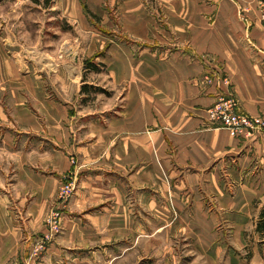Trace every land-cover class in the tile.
<instances>
[{"label":"crops","instance_id":"obj_1","mask_svg":"<svg viewBox=\"0 0 264 264\" xmlns=\"http://www.w3.org/2000/svg\"><path fill=\"white\" fill-rule=\"evenodd\" d=\"M246 3L52 0L84 48L45 24L31 48L0 36V264H131L163 232L201 264H264V134L207 112L231 94L264 116V22ZM72 172L63 231L35 256Z\"/></svg>","mask_w":264,"mask_h":264},{"label":"rangeland","instance_id":"obj_2","mask_svg":"<svg viewBox=\"0 0 264 264\" xmlns=\"http://www.w3.org/2000/svg\"><path fill=\"white\" fill-rule=\"evenodd\" d=\"M49 4L52 6V0H50V2H47V0H0V36L5 39L15 40L18 43L21 41L26 42V45L28 42L31 48L37 44L39 36L38 34L41 33L40 28L42 27V24H45V28L43 29L45 36L55 38V41L58 36L62 38L60 43V49L62 50L64 45L68 44L69 38L73 39L74 37L72 36L75 35L78 37L81 31L80 29L78 30L77 26H74L70 22H67L65 18H63L61 10H51L49 7H47ZM57 21H59V23H57ZM65 34L69 35V38L63 39V35ZM40 39L41 38H39V41ZM76 41L77 45L82 44L83 48L87 44L86 40L80 41L79 37L76 39ZM52 43L53 42L50 43L49 47H51ZM56 45L57 43L55 42L51 49L58 51ZM35 50V48L29 49V51ZM208 81L210 82V80ZM95 87L100 89L98 86ZM91 88L92 89L88 90L87 98L88 100L92 101L97 97L96 94L100 90H97L96 88L94 89L93 87ZM56 198H58V193ZM52 207L53 206L50 207V210ZM62 227L64 228V223L62 224ZM151 239L146 241L142 240L140 242L141 247H144L149 252L146 253L142 249L140 253V261H135L131 264H201L200 258L197 260L194 259V252L191 250L189 241L178 237L173 241L170 240L166 242L164 232L160 233L159 236H156V238ZM151 245H155L156 248H151ZM124 264L130 263L126 262Z\"/></svg>","mask_w":264,"mask_h":264},{"label":"built area","instance_id":"obj_3","mask_svg":"<svg viewBox=\"0 0 264 264\" xmlns=\"http://www.w3.org/2000/svg\"><path fill=\"white\" fill-rule=\"evenodd\" d=\"M255 12L264 22V0H247L246 6L242 8V18L249 22V16L245 13ZM211 82V78H208ZM226 85H230L228 77L222 78ZM209 121L214 125L227 128L235 137H249L255 132L264 134V116H257L242 111L238 100L231 94L221 95L218 101L208 107ZM72 163L76 164V159L72 158ZM72 173H66L61 179L58 191V198L52 205V209L46 217V233L35 245L34 255L39 256L47 250L48 244L62 232L65 210L76 190V180ZM18 264V263H12Z\"/></svg>","mask_w":264,"mask_h":264},{"label":"trees","instance_id":"obj_4","mask_svg":"<svg viewBox=\"0 0 264 264\" xmlns=\"http://www.w3.org/2000/svg\"><path fill=\"white\" fill-rule=\"evenodd\" d=\"M85 64H86V68H90V69H94V70H98L100 68L95 62H93L91 60H88ZM97 90H99V89H97ZM258 227L264 228V213H263L262 218L259 221Z\"/></svg>","mask_w":264,"mask_h":264}]
</instances>
